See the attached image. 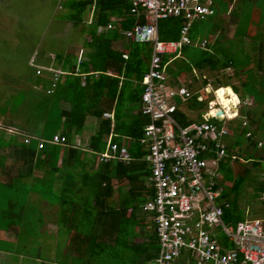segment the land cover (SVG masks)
<instances>
[{"label":"trees","instance_id":"trees-1","mask_svg":"<svg viewBox=\"0 0 264 264\" xmlns=\"http://www.w3.org/2000/svg\"><path fill=\"white\" fill-rule=\"evenodd\" d=\"M234 2L215 0V13L192 23L190 38L196 42L195 45L183 46L177 58L168 56L165 62L171 59L167 74L174 79L172 84L177 86H181L178 78L184 73L209 70L216 77L215 89L231 86L236 94H240V89L231 83L233 78L225 72L232 69L237 78L248 75L249 80L241 83L240 111L236 119L228 122L232 133L223 138L225 156L220 159L216 170L220 175L218 183L224 190L222 198L230 205L224 222L236 225L264 217V205L260 200L264 193V179L260 174H253V170H264V30L254 31L264 26V0H237L229 11V5ZM67 7L68 21L75 28L82 27L84 33L91 37L86 44L88 61L83 60L79 69L68 63L71 71L62 77L60 75L56 88L50 89L49 93L53 90L50 93L52 98L33 108L35 115L41 118L46 114L47 104L52 105L60 99L67 103L64 109L52 105L54 108H48L51 113L41 118L47 128L63 126L67 145L49 143L54 135L46 140L43 149L39 148L40 139L31 138L29 143H25V139L10 138L9 143L21 148L25 157L18 167L0 170V230L6 231L13 224L19 227L14 229L17 233L15 251L17 259L22 256L25 264L46 263L41 251H28V245L42 247L41 240H45L46 235L42 228L49 225V220L62 227L65 233L62 240L66 243L65 256L59 264H70L68 260L72 258L74 263L71 264H151L160 250L149 213L143 211L151 196L146 189L151 171L144 160L146 151L140 144L149 118L138 114L131 116L130 121L116 119L112 125V121L103 119V116L113 109L118 116L117 103L126 99L141 101V82L149 70L152 46L125 38L124 33L137 22L130 13L128 0H72ZM92 8L94 20L87 27L85 16ZM221 12H228L230 19H224ZM184 21L182 17L161 20L159 38L162 41H179ZM231 22L236 23L233 37L214 43L211 51L207 45L205 48L199 46L213 33L227 31ZM203 23L207 26L203 29L204 37L199 40V28ZM99 28H103L101 33H98ZM246 39L249 41L245 42ZM179 60L182 63L170 66ZM82 76H85L84 83ZM193 80L196 81V77ZM209 84L204 79L202 88ZM186 88L191 92L186 109L197 114L196 118H191L177 111L175 117L182 126L203 122L211 101L199 100L202 95L198 90L192 91V84ZM247 97L252 98L251 103H247ZM90 106L99 126L90 137L86 150H81L72 146L71 137L82 133ZM59 109L57 116L63 124H58L59 121L52 117L53 112ZM211 122L218 128L223 127V123L215 119ZM245 122L246 126L243 125ZM42 128L43 125L39 133ZM239 130L242 134H237ZM8 131L0 123V144L4 145ZM247 132L250 134L248 138L245 137ZM111 133L116 134L112 143L120 146L122 137L130 138L127 147L131 161H100L98 154L105 151ZM6 143L5 146L9 145ZM211 147V154L215 156L216 150ZM235 165H238L239 172L235 171ZM39 169H44L43 180L35 178ZM57 174L60 178H67L58 190L53 183ZM114 181L118 184L116 187ZM46 182L48 185L43 184ZM124 183L129 184L125 192L119 187ZM247 185L252 188V193H248L244 207L241 201ZM254 203L259 204V208L248 216L246 205L251 207ZM38 224L41 228L35 229ZM50 234L47 231V236ZM219 238L227 249L233 247L224 236ZM5 243L0 241V250L6 246Z\"/></svg>","mask_w":264,"mask_h":264},{"label":"built area","instance_id":"built-area-1","mask_svg":"<svg viewBox=\"0 0 264 264\" xmlns=\"http://www.w3.org/2000/svg\"><path fill=\"white\" fill-rule=\"evenodd\" d=\"M128 3L137 22L124 33L125 38L149 44L153 50L148 73L141 82L140 101V114L149 118L141 145L147 151L144 160L151 171L146 183L151 196L143 209L154 225L160 250L151 264H264V217L236 225L224 222L230 205L222 198L224 190L218 183L220 175L216 170L225 156L223 138L232 133L228 122L234 118L223 117V127L218 128L211 122L215 118L205 119L204 114L203 122L182 126L175 114L179 110L186 113L183 106L187 107L191 92L185 86L173 85L167 74V65L179 56L182 47L195 45L190 38L192 23L213 15L215 0H128ZM173 17L185 20L180 40L162 41L159 22ZM206 45V39L199 44L201 48ZM168 56L172 58L165 62ZM51 72L55 89L62 72ZM249 136L247 132L245 137ZM30 140L26 138L25 143ZM46 142L41 139L39 148L43 149ZM49 143L65 146L67 138L55 135ZM211 146L216 150L215 156L211 154ZM99 157L101 162L131 161L127 150L116 144H111ZM260 200L264 205V193ZM220 235L233 245L231 249L220 242Z\"/></svg>","mask_w":264,"mask_h":264},{"label":"rangeland","instance_id":"rangeland-1","mask_svg":"<svg viewBox=\"0 0 264 264\" xmlns=\"http://www.w3.org/2000/svg\"><path fill=\"white\" fill-rule=\"evenodd\" d=\"M59 1V0H58ZM57 1V2H58ZM65 6L64 10H57L56 16L57 18L61 19L64 15L67 14L68 8L67 1L63 3ZM57 7V6H56ZM221 10H223V5H221ZM51 8L49 5L45 4L43 0H0V117L4 115V113H8L9 104L7 103L6 99L9 98V90L16 88L19 83L18 81L22 78L27 80L34 81L36 78L32 72H30L28 69L29 67L25 65V68H23L24 64L22 63L23 59H29L31 58V54L35 55V64L36 65H42L45 64V59H47L50 55L48 54L50 51L58 53V54H65L66 48H67V36L63 34V36H58L57 33L61 30H65L64 28H58V25L53 22L54 20L49 19V13L51 11ZM230 18H228L229 20ZM8 24V25H7ZM207 25L203 23L200 25V34L198 36V39L201 40L202 37H204L203 29ZM68 29L71 30V27H68ZM264 26L258 28V30L254 31H263ZM236 32V25H230L225 32L218 31L217 33H213L210 37L206 38L208 44L207 48L211 51V46L218 42L223 40L226 37H233ZM70 36V35H69ZM261 38V37H260ZM198 41V40H197ZM182 63L181 60H179L176 63L170 64V66H174V64H180ZM28 70V73L26 72ZM51 72V71H50ZM52 78H53V73ZM15 75V79H13ZM225 75L231 76L233 79L231 82L235 84V86H238L242 90V82H245L248 80V77L246 75H242L240 78L234 77V70H227L225 72ZM222 76V75H221ZM221 76H218L219 79H223ZM193 77H196V81L193 80ZM168 78L172 81L174 79L170 76ZM215 76L209 71H197L195 70L193 73H184L182 76L178 78V83L181 86L187 87L188 85H193V90H198L199 93L204 96L205 98L203 100H212L211 103L215 101V97L213 93L208 94L209 89H215L214 81ZM204 79H207L209 81V85L207 88H202V81ZM54 81H52L51 84H53ZM260 89V88H259ZM259 91V90H258ZM24 92H19L18 98L15 100L14 108H16L18 102L26 97L27 95L23 94ZM242 94V93H241ZM5 104L7 106L5 107ZM216 105V108L219 107V104ZM238 105V106H237ZM237 108L240 106V104H237ZM5 107V108H4ZM241 107V106H240ZM239 107V109H240ZM185 108V106H183ZM11 109V108H9ZM209 109V108H208ZM24 110V109H22ZM60 110H55L53 112V119L57 120L59 119L57 115H59ZM10 110L9 112H11ZM208 111V110H207ZM22 112V111H21ZM29 113L30 110H25V112H22L21 114L18 113L17 117H13V119H18V121H29V127L30 129L34 128L36 130H40V125H37L35 123H32V115ZM187 112V111H186ZM207 113V112H206ZM205 113V114H206ZM197 113L194 112H188V115H190L191 118H196ZM238 114V111L235 113L234 116ZM8 117H12L11 113ZM7 118V117H6ZM233 118V117H232ZM34 121V120H33ZM10 122V121H9ZM34 126V127H33ZM63 127H60L59 125H52L49 126L46 131L48 132V137H52L54 134H61ZM264 143V140H263ZM248 165V164H247ZM235 171L239 172L238 165H235ZM260 174V178L264 179V170H253V174ZM61 181L57 182V184H60ZM244 195L243 199L241 201L242 206L245 207L244 204L247 202V196L248 193H252V188L248 185L244 188ZM259 208V204L254 203L251 207L246 205V212L247 215L250 216L251 213ZM150 220V217H149ZM46 226V227H45ZM35 229H39V224L34 226ZM42 228V231H44L45 240H41V246H32L31 244L28 245L29 250H40L43 257L45 258L44 264H59L60 262H63V258L65 256L64 247L65 244L62 240L65 239V233L64 229L61 230L62 227L58 226L56 227V223L53 220H49V225L45 224ZM49 231L50 236H47V231ZM40 241V238H39ZM24 244V243H22ZM23 263L25 262L24 259H20ZM68 262L74 263V259L68 260ZM22 263V264H23ZM10 264H12L10 262ZM41 264V263H39Z\"/></svg>","mask_w":264,"mask_h":264},{"label":"crops","instance_id":"crops-1","mask_svg":"<svg viewBox=\"0 0 264 264\" xmlns=\"http://www.w3.org/2000/svg\"><path fill=\"white\" fill-rule=\"evenodd\" d=\"M43 0V2L47 5H49L51 8V11L49 13V19L52 18V20H54L53 22H55L58 25V28H64L65 30H61L57 33L58 36H63L66 35L67 38V48H66V53L65 54H58L55 52L50 51L48 54L50 55L47 59H45V64L42 65H36L34 62V58L35 55H33V53L31 54V58L29 59H23L21 64H24L23 68H25V65L29 67V71L32 72L35 76V80L31 81V80H27L20 79L18 81L19 85L14 88L9 90V98L6 99L7 103L9 104V109L8 108V113L6 115V113H4V115H2L0 117V123H2L7 129H9V131L7 132V134H5V143L4 145L0 144V170H8L11 167H18V165H21L23 161V157H25V155L22 153L21 148H18L14 145H12L11 143H9L10 138L11 137H17L18 140L22 141L26 138H37V139H44V140H49L51 139V137H48V132L46 131L47 127L46 125H44V123H42L43 116L44 115H48L51 112L48 110V108H61L64 109L65 107H67V103L64 100H59L57 102H54V104L50 105L47 104L46 107L47 111L46 114H44L41 118H38L35 112V110L33 108H35L37 105L43 104V101L46 99H50L52 98V96H50L51 94L49 93L50 89L52 88L51 82L53 81L52 78V74H51V70L53 71H59L62 72L61 77L64 75H67L70 73V65L68 63H72V66L75 64L76 65V69H79V65L81 64V62L83 60L88 61V58L86 57V53L88 52V47L86 46V44L90 41V36L84 33L83 28L82 27H78L75 28L72 26L71 22L68 21L67 17L69 15V9L67 14L64 15L61 19L57 18L56 16V12L58 10H64L65 6L63 5V3L65 1H67V6L69 5V3L72 0ZM237 0H235L234 3H232L231 5H229V11L231 10V8L233 7L234 4H236ZM57 6V7H56ZM66 6V7H67ZM68 8V7H67ZM221 15H223L224 19H228L229 14L227 13H223L221 12ZM94 20V14H93V8L88 12V14L85 16V21L87 24V27L90 26V24L93 22ZM113 20H116V18H114ZM8 25V24H7ZM230 25H236L235 22H231ZM68 27H71V30L68 29ZM103 31V28H99L98 33H101ZM70 35V36H69ZM249 40L246 39L245 42H248ZM70 57V58H69ZM152 57V55H151ZM150 62V61H149ZM28 70H26V72L28 73ZM41 71V74H38L37 71ZM29 74V73H28ZM248 77V75H246ZM61 77L59 78V80L61 79ZM15 75L13 77V79H15ZM58 80V82H59ZM249 80V78H248ZM247 80V81H248ZM169 81H171L169 79ZM57 82V84H58ZM82 82H85V76H82ZM172 83V82H171ZM232 83V82H231ZM233 84V83H232ZM51 85V86H50ZM235 85V84H233ZM238 87V86H237ZM239 88V87H238ZM258 88H260L258 86ZM240 89V88H239ZM19 92H24L23 94L27 95L26 97H24L23 99H21L16 108H14V104H15V100L18 98V94ZM243 93V88L242 90L240 89V94ZM209 94V93H208ZM240 94H237L238 96ZM205 97L201 96L199 99L203 100ZM240 98V96H239ZM241 100V99H240ZM246 100H248L247 103H251L252 102V98L247 97ZM212 101V100H211ZM7 106V104H5V107ZM118 106V111L120 112L117 116L116 114V110H112L111 112H106L105 114H107V116H103V119H110L112 121V125L115 123L116 119L119 120H128L131 119V116L134 115H138L140 114V102H136V101H132V100H124L121 101L119 103H117ZM4 107V108H5ZM220 107V106H219ZM218 107V108H219ZM236 107V106H235ZM240 107V106H239ZM239 107L237 108V110H233L234 108H232L231 110L233 112H237L239 114ZM24 109V110H22ZM188 113V110L186 108H184ZM10 110H12L11 112H9ZM25 110H30L29 113H31L32 115V123H37L38 125L41 126L43 125V128L41 130V133H39L38 130L34 128L30 129L29 121H18V119H13V117H17L18 113H22L25 112ZM22 111V112H21ZM12 115V117H8L9 115ZM27 112V114H29ZM236 114V115H238ZM93 111L91 109H89V116L86 122V125L82 131L81 134H73L72 135V146L73 147H78L81 150H86L87 145L89 144V140L90 137L92 136V134L96 131V129L99 126V120L96 119V117L92 116ZM39 116V114H38ZM7 117V118H6ZM58 117V116H57ZM237 116H233L234 119H236ZM41 121H40V120ZM34 120V121H33ZM10 121V122H9ZM55 121H59L58 124H63V121L60 122V119H57ZM41 122V123H40ZM61 127H63L61 125ZM64 129V128H62ZM55 135H61L64 136L63 134V130L61 132V134H54ZM116 137V134L111 133L108 138H107V146H106V150H108L109 146L111 144H116L117 143H112V139ZM130 138L128 137H122V143L121 146L118 145V147L120 148H125L128 151V147H127V143L129 141ZM6 142L9 143V145L5 146V144H7ZM141 144V143H140ZM142 146V145H141ZM144 148V147H143ZM144 150L146 151V149L144 148ZM104 151V152H105ZM103 152V153H104ZM147 153V151H146ZM102 154V153H99ZM98 154V155H99ZM63 155V152H62ZM116 160V159H115ZM132 160V158H131ZM120 161V160H118ZM126 162V161H124ZM60 165V164H59ZM89 169H87V172ZM44 169H39L35 172V178H39L41 180H43V176H44ZM56 180L54 183L55 189L58 190L59 188H61L62 186H64L65 184V180H67V178H60L59 174H57L56 176ZM2 179V177L0 178ZM34 179V178H33ZM30 181V180H29ZM60 182V184H57V182ZM43 182V181H42ZM51 183V181H50ZM44 185H48V182L43 183ZM114 185L115 187L118 185L116 183V181H114ZM121 188V190L123 192H125L126 190H128L129 188V184L128 183H124L122 185L119 186ZM144 211V209H143ZM51 217L56 218V215L51 214ZM57 227V224H56ZM19 227L15 224L11 225V228H9L6 231L0 230V241H5L6 246L3 247L2 250H0V264H10V262L12 264H22L23 262L20 260L23 257L21 256L19 259H17V255H16V236L17 233L15 232L14 229H18ZM25 264V263H23Z\"/></svg>","mask_w":264,"mask_h":264},{"label":"clouds","instance_id":"clouds-1","mask_svg":"<svg viewBox=\"0 0 264 264\" xmlns=\"http://www.w3.org/2000/svg\"><path fill=\"white\" fill-rule=\"evenodd\" d=\"M211 93H213L215 97V101L209 104V110L204 115V118L205 119L216 118L217 115L220 114L222 111L224 118L231 119L235 115V112H233L231 109L235 108V106L239 103L238 97L232 91L231 87L220 86L215 90L212 89ZM214 104H219L220 107L216 108L214 107Z\"/></svg>","mask_w":264,"mask_h":264},{"label":"water","instance_id":"water-1","mask_svg":"<svg viewBox=\"0 0 264 264\" xmlns=\"http://www.w3.org/2000/svg\"><path fill=\"white\" fill-rule=\"evenodd\" d=\"M229 87H231V86H229ZM231 89H232V91L234 92V90H233V88L231 87ZM212 92V89L210 90H208V93L210 94ZM235 93V92H234ZM236 94V93H235ZM237 95V94H236ZM237 97H238V100H239V103L238 104H240V102H241V100H240V98H239V96L237 95ZM233 110H237V108L235 107ZM215 120L216 121H218V122H221L222 121V119L221 118H219L218 116L215 118Z\"/></svg>","mask_w":264,"mask_h":264},{"label":"bare ground","instance_id":"bare-ground-1","mask_svg":"<svg viewBox=\"0 0 264 264\" xmlns=\"http://www.w3.org/2000/svg\"><path fill=\"white\" fill-rule=\"evenodd\" d=\"M226 98H227V96H226ZM217 116H218L219 118H221V119H222V118H223L222 111H221V113H220V114H218Z\"/></svg>","mask_w":264,"mask_h":264}]
</instances>
